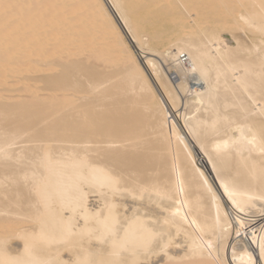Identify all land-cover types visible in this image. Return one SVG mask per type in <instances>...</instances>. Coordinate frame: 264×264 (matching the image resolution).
Instances as JSON below:
<instances>
[{
  "label": "bare ground",
  "instance_id": "1",
  "mask_svg": "<svg viewBox=\"0 0 264 264\" xmlns=\"http://www.w3.org/2000/svg\"><path fill=\"white\" fill-rule=\"evenodd\" d=\"M0 264H264V0H0Z\"/></svg>",
  "mask_w": 264,
  "mask_h": 264
},
{
  "label": "rangeland",
  "instance_id": "2",
  "mask_svg": "<svg viewBox=\"0 0 264 264\" xmlns=\"http://www.w3.org/2000/svg\"><path fill=\"white\" fill-rule=\"evenodd\" d=\"M150 31H151V30H150ZM168 32H169V31H168ZM170 32H172V31L170 30ZM16 80L18 81V79H16ZM23 84H24L23 82L20 83V82L18 81V82L16 83V85H14V87H13V90H14L13 93H14V94H13V95H19V96L22 95V96H25V95H28V94H29L28 92H24V91H22V90H23V89H22ZM21 89H22V90H21ZM18 90H21L22 92H21V91L19 92ZM16 91H17V92H16ZM21 93H22V94H21ZM179 113H180V112H179ZM173 115H176V114L173 113ZM176 117H177L176 119L178 120V115H176Z\"/></svg>",
  "mask_w": 264,
  "mask_h": 264
}]
</instances>
